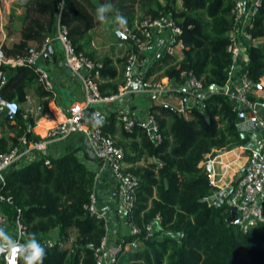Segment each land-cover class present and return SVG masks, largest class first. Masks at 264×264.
<instances>
[{"label":"trees","instance_id":"16d2710c","mask_svg":"<svg viewBox=\"0 0 264 264\" xmlns=\"http://www.w3.org/2000/svg\"><path fill=\"white\" fill-rule=\"evenodd\" d=\"M103 3L105 0H63L58 7V0H28L20 40L8 45L2 42L1 48L5 57L24 55L29 43L41 46L55 33L58 23L65 27L74 51L99 64L91 78L102 97L116 95L123 88L131 54L137 58L143 80L159 82L167 78L181 85L185 73L191 72L201 82L203 97L191 104L187 115L169 104L148 100L157 140L134 117V124L125 128L120 119L125 113L120 111L110 112L100 123L102 132L123 148L125 169L138 181L133 207L123 217L138 232L127 231L116 242L125 246L136 241L137 246L120 250L115 264H264V223L241 231L226 222L230 213L227 205L216 207L206 200L216 187L202 164L205 155L241 143L238 109L224 92H209L210 86L223 87L230 79L233 58L228 50L229 32L240 25L232 13L234 0H111L110 22L99 24L94 20L95 9ZM117 12L127 18L126 28L134 38L123 42L125 48L120 55L115 53V46L100 54L93 46L94 30L105 26L115 35L111 18ZM161 16L180 28L175 37L184 49L178 58L164 47L145 65L137 42L145 39L140 24ZM246 32L253 42L247 47L243 74L256 88L264 76V0ZM157 35L152 33V42ZM0 70L5 79L0 96L17 106L11 117L0 113V150L9 152L20 146L22 137L27 141L42 139L32 128L38 116L53 114L49 105L54 97L33 66L1 63ZM28 90L38 100V116L29 110L32 106H27ZM94 111V106L85 109L86 123L99 120ZM95 175L75 150L55 157L43 155L4 174L0 194L11 204L0 201V208L10 223L18 218L26 233L35 234L46 250L43 264H95V249L106 234L104 218L87 206ZM153 222L147 236L146 226ZM72 234L75 238L68 244ZM44 237H54V244L44 245ZM0 264H4L2 258ZM19 264H23L22 258Z\"/></svg>","mask_w":264,"mask_h":264},{"label":"built area","instance_id":"2783aa9c","mask_svg":"<svg viewBox=\"0 0 264 264\" xmlns=\"http://www.w3.org/2000/svg\"><path fill=\"white\" fill-rule=\"evenodd\" d=\"M62 2L63 0H58V7H61ZM260 3L261 0H234L232 13L239 21H242L246 17L251 19ZM1 11L2 7L0 4ZM140 26L142 27L141 32L145 36L143 40L137 39L142 54L152 47L154 43V41H151L153 32H156L158 35L163 32L168 33V40L165 45L168 53L174 54L176 48L179 51L184 49L182 41L175 37L176 34L181 32L180 28L167 17L161 16L153 20L146 19L141 22ZM120 30L128 38H134V34L130 29L125 27ZM234 31L231 30L229 32L231 40L228 50L232 54V58H235L243 47ZM66 33L65 27L57 23L55 33L46 37L41 46H30L24 55L16 57H5L1 48L3 41H0V64H9L12 66L29 64L33 66L38 74V79L48 89L52 88L49 73L41 65L40 59L45 53L47 45L51 43L59 44L64 62L76 74L80 75L85 88V106L74 110L71 114L60 115L56 119L55 124L47 131L44 140L27 141L22 137L20 138V146L14 147L9 152H2L0 150V182L3 181L4 174L19 161L22 151L21 147L26 150L33 149L43 152L49 141L62 139L70 132H80L84 138L83 145L87 156L92 160L99 161L101 163V169L102 167H107L113 174L115 185L110 191V197L115 200L125 218L134 204L135 187L138 182L137 177L125 169L123 148L115 143L111 135L102 132L100 123L104 117L99 112L94 111L93 115L99 119V123L94 121L88 124L84 121L85 109L98 105L99 103L114 100L125 94L136 92L141 96L147 97L150 101L155 102H163L165 96L173 95L176 97L177 102L171 106L179 113L186 115L187 105L195 101L197 102L198 98L202 99V84L191 72H186L184 82L178 89L174 90L177 92L183 91L184 94L174 95L171 93L169 87L161 81L151 82L143 80L142 72H138L137 58L134 54H131L128 56L125 66L123 88L116 95L102 97L99 94L96 83L91 78L92 70L98 67L99 64L84 57L80 53H76ZM247 36L251 39L248 33ZM136 76L137 87L134 89L132 88V84ZM4 80L3 73L0 70V85L4 83ZM253 90L254 84L243 73L240 74L238 84L225 85L224 93L229 100H235L239 106L237 113L238 128L244 133L240 137V147L246 152L247 162L243 171L229 185L219 188L215 186L216 190L206 197V200L216 207L225 204L229 209L234 208L235 215L230 221V224L241 231H247L257 224L264 223V134L261 133L264 132V99L254 97ZM16 109L17 106L15 103L9 102L0 96V113L11 117L15 114ZM39 109V106H35L29 110L36 113ZM120 119L125 128H130L134 124V119L127 114H123ZM142 123L147 127L152 137L157 140L159 136L156 134L157 126L154 118L148 115V118ZM209 181L213 185L212 179H209ZM0 201H6L11 204L10 199L4 197L2 194H0ZM87 206L92 213L97 215L93 193L90 196V201ZM17 212H19L18 209ZM125 224L130 234H136L138 232V229L131 223H126L125 221ZM154 224L153 222L146 226L147 236L151 234ZM19 225L21 223L18 218L14 220V223H10L7 213L0 208V226L5 227L6 231L14 239H18L20 243H24V238L17 234ZM43 243L51 247L54 244V237H44ZM136 246V241H132L125 246H121L119 243L107 244L106 237L104 236L100 245L95 249V264H115L116 255L120 250L135 248ZM0 258H2L4 264H8L4 256H0Z\"/></svg>","mask_w":264,"mask_h":264},{"label":"crops","instance_id":"0c3cea01","mask_svg":"<svg viewBox=\"0 0 264 264\" xmlns=\"http://www.w3.org/2000/svg\"><path fill=\"white\" fill-rule=\"evenodd\" d=\"M28 0H0L2 11L0 12V41L5 42L7 45L20 40L19 30L24 17V4ZM95 1V0H94ZM250 18L246 17L240 21L239 27L234 31L236 37L240 40L242 48L239 54L233 58L230 67L229 76L226 85L238 84L240 74L247 64V47L253 42V39L248 38L246 27L250 22ZM114 33L116 27L113 29ZM168 33L163 32L159 34L150 50L143 53V62L149 64L155 57L164 51L167 44ZM161 41V42H160ZM35 46L36 43H29ZM52 54L49 55L50 61L47 64L45 58L40 59V63L49 73V79L52 85L53 100L49 107L53 108V114L38 116L35 120V125L32 128L33 132L39 135L44 140L47 131L55 124L60 115L73 113L74 110L83 108L85 106V88L80 75L76 74L64 62L61 52V47L57 43H51ZM93 46L98 53L106 52L110 46H115V53H120L125 48L123 42H119L117 35H113L111 30L105 26H99L94 30ZM46 52V51H45ZM174 54L176 57H181V51L175 49ZM55 59V62L52 61ZM57 61L62 62L60 64ZM66 64V65H65ZM161 82L166 84L170 91L179 88V84L168 81L167 78H162ZM253 90L254 97L264 99V76ZM173 94V93H172ZM27 106H38V100L32 90H28ZM146 97L141 96L136 92L125 94L114 100L99 103L95 105V111L99 112L103 117L107 116L112 111H120L130 117L138 119L140 122L148 118V102L145 101ZM176 97L167 95L163 98V102L169 105L176 104ZM231 104L238 109L237 102L230 100ZM192 103L187 105L188 109L192 107ZM62 113V114H59ZM187 115V114H186ZM83 135L80 132H70L62 139L51 140L46 144L43 152L37 150H26L22 148L19 161L14 167H18L35 160L42 155L59 156L64 153L75 150L76 155L81 158L84 163L96 172V178L93 186V194L95 197V204L97 215L105 220L106 224V242L107 244H115L119 238L127 233L128 228L123 220L121 210L118 208L117 203L110 197V191L115 185V178L107 167H102L101 163L97 160L90 159L83 145ZM247 162L246 152L240 147V143H232L221 149H214L204 157V164L206 167L210 165L209 179H212L213 185L219 187L229 185L233 179L240 174L245 168ZM98 174V176H97Z\"/></svg>","mask_w":264,"mask_h":264},{"label":"clouds","instance_id":"9594fccd","mask_svg":"<svg viewBox=\"0 0 264 264\" xmlns=\"http://www.w3.org/2000/svg\"><path fill=\"white\" fill-rule=\"evenodd\" d=\"M113 13V4L111 0H105L95 9L94 20L99 24H107L110 22V15ZM111 22L116 25L119 31L127 25V18L117 12ZM99 123V121H97ZM17 234L24 238V243H20L18 239H14L5 227L0 226V256H4L8 264H18L22 258L23 264H43L46 250L44 246L35 238L34 233H26L23 225H19Z\"/></svg>","mask_w":264,"mask_h":264},{"label":"water","instance_id":"95a60500","mask_svg":"<svg viewBox=\"0 0 264 264\" xmlns=\"http://www.w3.org/2000/svg\"><path fill=\"white\" fill-rule=\"evenodd\" d=\"M115 34L117 35V39H118L119 42H125V41H127L129 39L128 36L124 32H122L121 30H119V31L116 30ZM51 54H52V46L49 44L46 47V52L43 54V58L46 59L47 64L50 61L48 56L51 55ZM140 57L142 59H145L142 53H140ZM52 61L55 62V59H52ZM57 63L60 64L62 62H60V61L58 62L57 61ZM136 82H137V76L135 77L134 82L132 84V88H134V89L137 87V83ZM218 91L224 92L225 91V86L218 87V86L212 85V86L209 87V92H218ZM261 133L264 134V132H261ZM242 135H244L243 132H241L240 136H242ZM207 170L210 171V165L207 166ZM234 213H235L234 208H230V213H229L228 217L226 218V222L228 224H230V221L234 218V215H235Z\"/></svg>","mask_w":264,"mask_h":264},{"label":"rangeland","instance_id":"374dc122","mask_svg":"<svg viewBox=\"0 0 264 264\" xmlns=\"http://www.w3.org/2000/svg\"><path fill=\"white\" fill-rule=\"evenodd\" d=\"M108 28V27H107ZM149 99L146 97V99H145V101H148ZM125 233H126V231H125ZM74 238H75V236L72 234L71 236H70V238H69V243L68 244H70V242H72L73 240H74Z\"/></svg>","mask_w":264,"mask_h":264}]
</instances>
